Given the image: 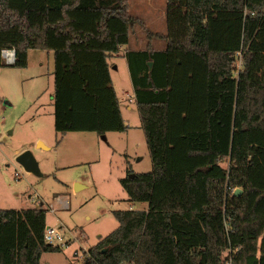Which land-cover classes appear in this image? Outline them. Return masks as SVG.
Listing matches in <instances>:
<instances>
[{
    "label": "trees",
    "instance_id": "obj_1",
    "mask_svg": "<svg viewBox=\"0 0 264 264\" xmlns=\"http://www.w3.org/2000/svg\"><path fill=\"white\" fill-rule=\"evenodd\" d=\"M137 27L148 44L125 57L153 171L121 185L147 208L114 211L82 264H264V0H167V34L130 0H0V68L5 49L18 68L53 52L58 136L124 133L109 59ZM46 227L44 209L0 210V264L61 252Z\"/></svg>",
    "mask_w": 264,
    "mask_h": 264
},
{
    "label": "rangeland",
    "instance_id": "obj_2",
    "mask_svg": "<svg viewBox=\"0 0 264 264\" xmlns=\"http://www.w3.org/2000/svg\"><path fill=\"white\" fill-rule=\"evenodd\" d=\"M130 15L143 20L151 32L167 34V0H130ZM147 43L146 33L137 27L130 43L109 59L128 127L124 133L58 136L53 52L31 50L24 69L0 68V210L44 209L47 227L61 228L70 239L69 247L61 252L44 253L40 264H82L84 253L119 227L114 211L147 208L146 203H131L121 185L129 171H153L125 57L126 50H145ZM164 43L154 40L153 47L164 49ZM242 66L240 54L235 68L238 71ZM26 151L39 163L42 178L17 162ZM77 184L85 188L76 191Z\"/></svg>",
    "mask_w": 264,
    "mask_h": 264
},
{
    "label": "built area",
    "instance_id": "obj_3",
    "mask_svg": "<svg viewBox=\"0 0 264 264\" xmlns=\"http://www.w3.org/2000/svg\"><path fill=\"white\" fill-rule=\"evenodd\" d=\"M14 53L16 55H8L7 53ZM2 59L7 66H14L17 62V53L15 49H5L1 53ZM46 243L60 247L61 249L68 248L70 239H67L64 235V232L61 228L48 226L45 229L44 235ZM121 264H136L134 262H123Z\"/></svg>",
    "mask_w": 264,
    "mask_h": 264
},
{
    "label": "water",
    "instance_id": "obj_4",
    "mask_svg": "<svg viewBox=\"0 0 264 264\" xmlns=\"http://www.w3.org/2000/svg\"><path fill=\"white\" fill-rule=\"evenodd\" d=\"M150 67H152V63H150ZM105 139V138H104ZM39 146L42 149H48L47 147H45L42 143L39 144ZM17 162L24 167V169L28 172L31 173L33 175H35L36 177L42 178L43 174L40 170V166L39 163L37 162V160L35 159L34 155L32 154V152L30 151H26L24 153H22L18 158H17ZM136 176V174L132 173L129 175L130 178H134ZM85 188L84 186L77 184L75 187L76 191H80L81 189ZM243 190L241 188H237L234 192V196L239 197L240 195L243 194Z\"/></svg>",
    "mask_w": 264,
    "mask_h": 264
},
{
    "label": "crops",
    "instance_id": "obj_5",
    "mask_svg": "<svg viewBox=\"0 0 264 264\" xmlns=\"http://www.w3.org/2000/svg\"><path fill=\"white\" fill-rule=\"evenodd\" d=\"M147 44H148V43H147ZM164 44H165L164 49H159V51H162V50H165V49H166V42H165ZM146 46H147V45H146ZM121 49H122V48H120V50H121ZM139 50L142 51V50H144V49H139ZM139 50H133V51H139ZM156 50H158V49H156ZM128 51H129V50H128ZM128 51L126 50V51H125V54H126V52H128ZM119 53H120V52H119ZM115 55H117V54H115ZM113 56H114V55H113ZM113 56H112V57H113ZM112 57H111V58H112ZM22 69H24V68H22ZM110 73H111V72H110ZM111 77H112V75H111ZM54 109H55V108H54ZM54 114H55V110H54ZM65 136H66V135H65ZM65 136H64V137H65ZM62 139H63V137H62ZM39 144H40V143H39Z\"/></svg>",
    "mask_w": 264,
    "mask_h": 264
},
{
    "label": "bare ground",
    "instance_id": "obj_6",
    "mask_svg": "<svg viewBox=\"0 0 264 264\" xmlns=\"http://www.w3.org/2000/svg\"><path fill=\"white\" fill-rule=\"evenodd\" d=\"M7 54L10 55V56H12V55H16V54H14V53H12V52L7 53Z\"/></svg>",
    "mask_w": 264,
    "mask_h": 264
}]
</instances>
